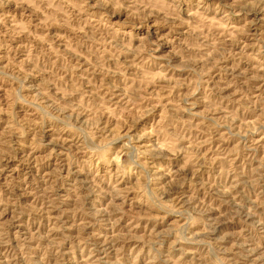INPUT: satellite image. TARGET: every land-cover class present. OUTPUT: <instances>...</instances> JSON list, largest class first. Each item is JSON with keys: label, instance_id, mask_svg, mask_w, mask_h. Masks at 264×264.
I'll use <instances>...</instances> for the list:
<instances>
[{"label": "rangeland", "instance_id": "1", "mask_svg": "<svg viewBox=\"0 0 264 264\" xmlns=\"http://www.w3.org/2000/svg\"><path fill=\"white\" fill-rule=\"evenodd\" d=\"M0 264H264V0H0Z\"/></svg>", "mask_w": 264, "mask_h": 264}]
</instances>
